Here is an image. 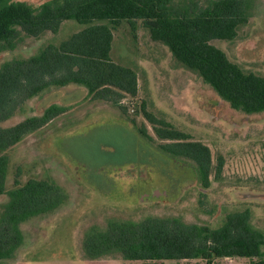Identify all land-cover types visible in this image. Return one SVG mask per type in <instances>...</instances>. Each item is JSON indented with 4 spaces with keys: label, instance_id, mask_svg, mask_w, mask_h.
Listing matches in <instances>:
<instances>
[{
    "label": "rangeland",
    "instance_id": "rangeland-1",
    "mask_svg": "<svg viewBox=\"0 0 264 264\" xmlns=\"http://www.w3.org/2000/svg\"><path fill=\"white\" fill-rule=\"evenodd\" d=\"M12 1L37 8L51 0ZM188 1L172 0L177 6ZM195 1L205 5L210 0ZM251 16L237 40L212 44L243 70L264 75V0H253ZM84 28L67 21L57 34L24 37L14 50L0 53V67L29 58L49 44L58 45ZM111 32L112 62L137 76L136 96L121 99L124 112L103 101L87 111L85 90L67 87L38 95L2 124L10 127L41 116L55 104L73 111L2 154L8 160L6 192L16 187L15 181L21 186L32 179L53 180L67 199L58 210L23 223V245L0 264H252L256 260L237 257L139 262L119 254L92 260L84 255L86 233L104 230L114 220L176 219L217 229L227 214L248 210L251 226L264 233V112L233 110L178 64L167 47L153 41L140 21H123ZM143 112L206 145L213 167L221 161L220 173L212 172L208 189L201 188L192 162L161 151L158 140L140 135L144 128L155 138ZM7 201L6 194L0 195V210Z\"/></svg>",
    "mask_w": 264,
    "mask_h": 264
},
{
    "label": "trees",
    "instance_id": "trees-1",
    "mask_svg": "<svg viewBox=\"0 0 264 264\" xmlns=\"http://www.w3.org/2000/svg\"><path fill=\"white\" fill-rule=\"evenodd\" d=\"M253 0H195L174 5L172 0H51L34 8L23 2L0 0V53L14 50L22 38L57 34L63 22L85 26L58 45L49 44L26 59L0 67V195L8 201L0 210V261L10 260L23 245L20 226L30 219L58 210L66 201L64 190L53 180L27 181L5 190L8 160L2 155L28 135L66 112L53 105L41 116L16 125L2 124L24 110L26 103L51 88L77 85L93 101H103L124 112V96L137 94V76L110 58L112 28L140 21L151 39L168 48L173 59L194 73L233 110L243 114L264 112V75L243 70L215 47L214 41L238 39L240 28L251 19ZM155 138L144 128L142 137L159 141L161 151L192 162L202 189L210 187L211 153L201 142L176 130L165 120L143 112ZM248 210L225 216L217 229L184 225L176 219L148 218L138 223L111 221L104 230L90 229L82 250L88 259L119 254L139 262L211 261L247 258L264 264V233L250 224Z\"/></svg>",
    "mask_w": 264,
    "mask_h": 264
},
{
    "label": "crops",
    "instance_id": "crops-1",
    "mask_svg": "<svg viewBox=\"0 0 264 264\" xmlns=\"http://www.w3.org/2000/svg\"><path fill=\"white\" fill-rule=\"evenodd\" d=\"M67 87H80V89H84L85 90V95H88V93H87V90L85 89V88H83V87H81V86H77V85H68V86H66V87H62V88H51V89H49V90H47V91H45V92H43V93H46V92H48V91H55V90H57V89H64V88H67ZM43 93H41V94H43ZM40 94V95H41ZM34 99V98H33ZM88 100H89V103H88V105H87V111H89V110H91L92 109V107H98V106H100V102L101 101H93V102H90V100H91V97L90 96H88ZM30 101V100H29ZM56 106H59V105H57V104H55ZM60 107V106H59ZM70 112H73V111H71V109H69V110H67L65 113H63V114H61V115H59V116H57V117H55L54 119H52L50 122H48L45 126H43L42 128H41V130H43V129H47V128H49V127H51L50 125H52L54 122H56L57 120H60L62 117H64V115H68ZM39 116V115H38ZM104 121H108L107 122V124H109V122H110V120H104ZM107 124L106 123H104V125L105 126H107ZM111 128H112V125L110 126ZM40 130V129H39ZM39 130H37V131H39ZM36 131V132H37ZM35 133V132H34ZM30 135H33V133L32 134H30ZM29 135V136H30Z\"/></svg>",
    "mask_w": 264,
    "mask_h": 264
}]
</instances>
